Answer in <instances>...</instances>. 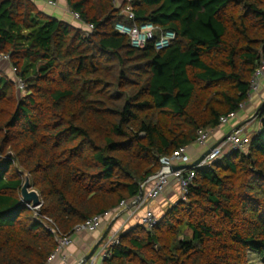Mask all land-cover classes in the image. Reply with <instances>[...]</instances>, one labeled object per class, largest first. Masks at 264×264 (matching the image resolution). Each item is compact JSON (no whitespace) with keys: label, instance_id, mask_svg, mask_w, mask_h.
Instances as JSON below:
<instances>
[{"label":"trees","instance_id":"16d2710c","mask_svg":"<svg viewBox=\"0 0 264 264\" xmlns=\"http://www.w3.org/2000/svg\"><path fill=\"white\" fill-rule=\"evenodd\" d=\"M112 1L66 0L93 25L86 34L32 0H0L11 69L0 70V264H46L56 241L41 216L67 234L134 200L173 152L239 111L264 63V0H131L134 22L174 32L161 50L133 48L114 29L132 23L126 2ZM256 118L246 152L194 168L185 198L151 229L121 232L103 264H249V251L264 261V103ZM21 174L40 196L36 215Z\"/></svg>","mask_w":264,"mask_h":264},{"label":"built area","instance_id":"2783aa9c","mask_svg":"<svg viewBox=\"0 0 264 264\" xmlns=\"http://www.w3.org/2000/svg\"><path fill=\"white\" fill-rule=\"evenodd\" d=\"M121 1L123 0H113L112 2L114 4H117V2ZM124 1L126 3L121 9V13L124 14V16L132 23L127 24L123 21H117L114 24V29L118 33L128 36L130 45L133 48H142L148 42H153V46L156 50H161L168 47L175 37L174 32L168 30L157 31L158 28L151 23L137 24L136 22H134L135 15L130 5L131 0ZM46 2L50 6H56L58 4V0H46ZM69 12L74 22L79 23L83 27L86 34H89L93 31V25L84 23L81 20L79 13L72 11ZM0 58L7 59L8 56L0 55ZM263 75L264 63H262L260 67L254 72L246 94L248 100L246 103L240 104L239 110L243 109L244 106L249 101H251L252 98L258 93L260 78ZM16 84L20 88H24V83L20 78H17ZM262 103H264V98L262 100ZM238 112H232L228 115L221 116L219 119L220 125L226 124L229 120L235 118ZM213 131L214 129L198 131L195 144L204 146ZM249 140L250 136L248 135L245 126H240L237 129L233 130L230 134H228L218 145L211 148L210 151L198 162L196 166L191 168H182L175 171L171 170V166L180 165L181 161L184 160L185 148L173 152L171 156L164 160L162 168L142 184V187L144 189V186L148 182L151 183L148 190L145 193L143 192L142 198L133 206L134 209L138 210L140 208H143L147 205L148 202L158 199V197L164 192L171 181H175L177 183L180 190V199H184L188 187L190 184H192L195 177L194 168L208 167L213 162L221 158L225 153H229L233 150L243 151L249 143ZM134 200H132L130 203L134 202ZM41 204L42 203L37 206H33L31 203H24L26 208L35 212V215L41 207ZM127 204L128 202L122 201L116 210L125 207ZM107 213L109 212H105L102 215H95L88 218L84 222L75 225L72 228L71 232L67 234L62 233L50 217L41 216V219L46 225L47 230L53 235L56 241V247L52 254L49 256L46 264H50L51 260H53L54 258H59L60 264H69L68 256L64 253V250L70 245L72 236L81 232H93L97 230L101 224L103 216L107 215ZM156 223L157 217L155 216L153 211L149 208H145L143 214L140 217V224L146 229H151ZM117 237L118 236L113 235L102 245L98 246L93 254L89 257V259L85 262V264H103V260L110 257V246L117 241Z\"/></svg>","mask_w":264,"mask_h":264},{"label":"crops","instance_id":"0c3cea01","mask_svg":"<svg viewBox=\"0 0 264 264\" xmlns=\"http://www.w3.org/2000/svg\"><path fill=\"white\" fill-rule=\"evenodd\" d=\"M32 1L41 11L58 19L82 27L79 23L74 22L72 19L66 5V0H58V4L56 6L48 5L46 0ZM0 70L11 76L10 65L6 59L0 58ZM263 98L264 75L260 78L258 93L244 106L243 109L239 110L235 118L229 120L226 124L215 128L204 146L193 143L190 146L185 147L184 160L181 161L180 165H186L194 162L204 150L218 142L236 125L242 124L241 126H245L249 136L254 134L259 128V122L256 117L254 119L252 117L262 103ZM150 185L151 183L148 182L144 186V193L148 190ZM179 199V187L175 181H171L158 199L148 202L145 207L135 210L134 207H130V203H128L121 209L107 213V215L103 216L101 224L97 230L93 232H81L72 236L70 245L64 250V253L68 256L69 264H77L96 243L100 246L111 236H118L129 226L140 224V217L145 208L152 210L155 216L161 215L168 207L173 205ZM105 223L106 225L104 226ZM50 264H60L59 258H54L51 260Z\"/></svg>","mask_w":264,"mask_h":264},{"label":"water","instance_id":"95a60500","mask_svg":"<svg viewBox=\"0 0 264 264\" xmlns=\"http://www.w3.org/2000/svg\"><path fill=\"white\" fill-rule=\"evenodd\" d=\"M242 124L236 125L230 132H228L225 136H223L218 142L204 150L201 155L192 163L186 165H173L171 166V170L175 171L182 168H191L198 164V162L210 151L211 148L218 145L228 134H230L233 130L240 127ZM152 177V176H151ZM143 196V187L140 185L139 193L135 198L134 202L130 203V207L134 206ZM20 197L21 201L24 203H31L33 206H37L41 203L40 196L38 192L31 188L30 178L28 174H24V180L20 189ZM98 243H96L89 252L77 263V264H85V262L89 259V257L93 254L95 249L97 248Z\"/></svg>","mask_w":264,"mask_h":264},{"label":"rangeland","instance_id":"374dc122","mask_svg":"<svg viewBox=\"0 0 264 264\" xmlns=\"http://www.w3.org/2000/svg\"><path fill=\"white\" fill-rule=\"evenodd\" d=\"M83 28V27H82ZM15 88H16V92L19 96V98H21L22 96H24L26 94V90L25 88H20L17 84H15ZM256 113L253 115V119L255 118ZM249 129V127H248ZM250 130V129H249ZM244 152H246V147L243 150ZM17 165H15L16 167ZM18 169V168H17ZM19 170V169H18ZM19 172V171H18ZM21 178L22 180H24V174H21ZM106 225V223L104 224V226ZM103 226V227H104ZM249 256V264H264V261L257 255V253L253 252V251H249L248 253Z\"/></svg>","mask_w":264,"mask_h":264}]
</instances>
